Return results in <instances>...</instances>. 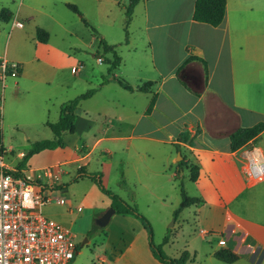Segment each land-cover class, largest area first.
<instances>
[{
    "label": "crops",
    "instance_id": "obj_1",
    "mask_svg": "<svg viewBox=\"0 0 264 264\" xmlns=\"http://www.w3.org/2000/svg\"><path fill=\"white\" fill-rule=\"evenodd\" d=\"M35 1L42 9L51 2ZM53 1L75 3L76 7L79 3ZM91 1L96 9L99 0ZM193 4L194 0H138L127 25V41H121L125 49L119 64L109 72L105 70L106 76L96 72L94 86L84 90L95 88L78 102L74 132L64 135V147L32 154L25 162L26 170L36 158L52 156V160L30 170L32 174L52 167V187L59 185V174L65 173L60 166L73 164L74 170L83 169L96 152L104 163L118 147L122 164L125 160L134 170L143 166L149 175H157L168 163L177 162L170 156L172 152L183 155L176 151L177 146L195 157L198 176L192 184L203 201L195 206L194 217L197 236L206 248L185 250V263L192 262L198 253L201 262H214L211 264H264V176L254 180L246 175L250 158L264 160L263 148L255 144L264 130L234 151L229 149L228 140L236 128L264 120V0H225L222 20L216 26L194 21ZM27 19L32 21L28 32L32 48L28 60L16 59L21 65L19 76L25 62L36 60L50 69L36 79L46 77L67 88L64 70L76 75L80 63L73 52L50 40L49 27L34 24L33 16ZM36 28L46 31L45 43L36 40ZM107 56L95 55L96 59ZM119 68H126L128 74L118 72ZM112 76L127 81L132 90L121 88ZM102 78L106 80L103 83ZM81 80L90 83L86 76L78 82ZM146 81L152 82L148 90H138ZM24 82L20 80L26 87L20 93H16L17 82H12L10 94L19 101L29 94ZM152 96L154 102L147 112ZM44 99H52L53 119L48 121V105L36 101L33 107L46 113L47 120H41L46 126V122L57 120L59 105L71 98L60 94ZM87 102L96 103L91 113ZM69 136H74L71 143ZM260 170L261 166L255 167V171ZM220 239L222 244L217 243ZM218 249L231 251L237 259L231 263L217 260L213 253Z\"/></svg>",
    "mask_w": 264,
    "mask_h": 264
},
{
    "label": "rangeland",
    "instance_id": "obj_2",
    "mask_svg": "<svg viewBox=\"0 0 264 264\" xmlns=\"http://www.w3.org/2000/svg\"><path fill=\"white\" fill-rule=\"evenodd\" d=\"M77 1L79 13L70 11L65 3L56 4L53 0L48 1L49 5L47 4L48 7L44 9L39 7L35 0H0V56L19 65L16 59L28 60L32 48L28 32L32 21L27 17L33 16V23L49 27L52 33L50 40L73 52L80 63L76 75L64 70L68 81L67 88L57 86L46 77L36 79L50 71L36 60L27 61L22 65L21 76L19 74L16 78L5 80V87L0 92V155L10 167L20 168L30 177L33 165L52 160L50 155L36 158L28 169L29 172L25 163H20L32 142L51 138L50 130L41 124L42 119L47 120L46 113L38 107L34 108L33 104L37 101L41 102L42 106L48 105L50 121L54 118L50 104L52 99H44L46 95L54 97L64 94L65 97L72 98L86 88L94 86L95 80L92 78L96 72L106 76L105 63L100 64L96 61L95 55H101V51L94 43V38L102 37L107 43L116 44V54L124 55L125 48L121 45L124 37L123 0H116V3L111 0H99L96 9L91 0ZM81 17L86 24L81 21ZM13 21L20 22L22 26H13ZM105 59L106 57H102L101 61L104 62ZM117 71L128 74L126 68H119ZM84 76L90 83L82 80L78 82L79 78ZM20 80L25 81L24 85H27L29 94L19 101L10 93L12 82H17L16 93L24 92L26 87L22 86ZM42 93L43 97L40 96ZM87 105L91 106L88 108L90 113L96 108L95 102H87ZM73 138L74 136H69L68 142L71 143ZM255 144L264 151V134ZM114 151L111 159L107 161L109 159L107 158L104 163L99 158L100 153L96 152L88 166L81 170L99 175L101 188L86 177L71 181L77 174L74 165L60 166V171L65 173L59 174V185L50 187L51 191H48V194L58 198L59 203L41 206L43 216L55 220L75 234L76 253L69 264H161L151 256L148 247L149 235L135 216L114 212L105 225L96 224V219L102 213L109 208L113 209L114 202L112 203L108 193L123 200L146 219L150 226L152 244L166 257L177 258L182 251L191 252L192 248L205 249V243L197 236L195 205L182 208L175 216L172 214L180 201L178 184H182L187 196L198 197L192 182L187 179V170L182 169V176H180L182 171L175 176L176 163H168L159 174L149 175L143 166L134 170L133 167L126 165L124 159L122 164V155H119L118 147H115ZM179 151L187 157L189 164L196 163L192 154L182 152L180 148ZM170 156H174L178 161L177 152L174 154L172 152ZM53 174L49 180L43 182L53 185ZM49 181L50 184L47 183ZM207 263L214 262H201L196 253L192 262L185 264Z\"/></svg>",
    "mask_w": 264,
    "mask_h": 264
},
{
    "label": "built area",
    "instance_id": "obj_3",
    "mask_svg": "<svg viewBox=\"0 0 264 264\" xmlns=\"http://www.w3.org/2000/svg\"><path fill=\"white\" fill-rule=\"evenodd\" d=\"M12 24L22 26L18 21ZM96 60L100 62L101 58ZM19 72L17 62L0 56V92L5 87V80L18 77ZM256 166H261V170L255 171ZM52 174L53 168L45 167L30 177L22 169L10 167L0 155V264L71 262L76 253L74 233L41 213V206L59 203L56 196L48 194L51 186L43 182ZM246 175L254 180L264 176V160L250 158ZM217 243L222 244L223 240Z\"/></svg>",
    "mask_w": 264,
    "mask_h": 264
},
{
    "label": "trees",
    "instance_id": "obj_4",
    "mask_svg": "<svg viewBox=\"0 0 264 264\" xmlns=\"http://www.w3.org/2000/svg\"><path fill=\"white\" fill-rule=\"evenodd\" d=\"M126 1L122 3L124 8V22H123V42L127 41V25L129 22V18L132 12L134 5L138 2V0H123ZM224 4L225 0H194L193 4V11H192V19L194 21L203 22L209 24L211 26H216L220 23L224 13ZM65 6L74 13H79L77 7L71 3H65ZM81 21L85 23L84 19L81 17ZM35 37L36 40L42 43H45L47 40V33L46 31L42 30L41 28L35 29ZM96 45L100 48L102 54H108L106 57L105 63L107 65L106 72L112 70L115 66H117L120 62V57L114 51L115 45L107 44L103 39L97 38ZM101 54V55H102ZM111 80L116 82L121 88L131 91L132 86L120 77L112 76ZM106 80L102 78L101 83L105 82ZM151 81H146L142 83L138 90L140 91H147L148 88L151 86ZM95 88L88 89L83 93L62 102L59 105L58 111V118L55 122L49 123L46 122V126L49 128L50 132L52 133V137L48 139H41L34 141L30 144L29 149L24 154L20 163L24 164L26 160L32 155L44 149H54V148H63L64 147V140L63 136L65 134H71L74 132V117L75 113L77 112V104L80 100L88 98L93 92ZM154 102V97L152 96L149 100L148 106L146 111L148 112ZM264 130V120L258 121L251 126L246 127H238L233 130L228 135L229 140V149L234 151L241 146L247 144L250 141L255 140L259 134ZM196 132V131H195ZM176 151H179V148L176 146ZM181 158L176 162V173L175 176L182 171V169L187 170V177L188 180L194 182L198 176V166L197 164H189L185 155H180ZM81 168L77 169V174L71 181H75L77 178L86 177L92 181H94L98 187H102L99 181V175L96 176L94 173H87L82 172ZM180 176L182 174L180 173ZM53 187V186H52ZM179 194H180V201L177 205L176 209L173 211V216H175L182 208L187 207L189 205H199L203 201L199 197H189L185 194L182 184H178ZM105 191V190H104ZM108 193V192H107ZM110 198L112 199V205L114 212L118 214H131L138 218L142 224V227L148 233V247L152 254V256L162 264H184L188 258V253L186 251H182L177 258H168L164 254H162L161 250L152 244L150 239V226L146 219L140 215L133 207L126 204L123 200L114 196L111 193H108ZM166 241V238L163 239V242ZM213 257L217 260L231 263L237 259V256L227 249H218L213 253Z\"/></svg>",
    "mask_w": 264,
    "mask_h": 264
},
{
    "label": "water",
    "instance_id": "obj_5",
    "mask_svg": "<svg viewBox=\"0 0 264 264\" xmlns=\"http://www.w3.org/2000/svg\"><path fill=\"white\" fill-rule=\"evenodd\" d=\"M179 155H180V154L177 152V158H178V160L180 159V156H179ZM176 161H177V160H176ZM113 213H114V210H113L112 208L107 209L104 213H102V214L96 219V224H97L98 226H103V225H105V224L108 222V220H109L111 214H113Z\"/></svg>",
    "mask_w": 264,
    "mask_h": 264
}]
</instances>
